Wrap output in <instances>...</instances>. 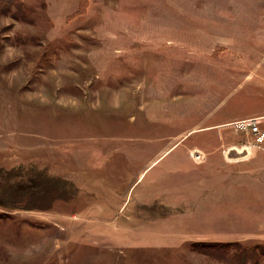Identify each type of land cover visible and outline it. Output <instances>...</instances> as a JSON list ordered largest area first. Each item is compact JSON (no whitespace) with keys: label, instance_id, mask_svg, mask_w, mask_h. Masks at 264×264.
Listing matches in <instances>:
<instances>
[{"label":"rangeland","instance_id":"obj_1","mask_svg":"<svg viewBox=\"0 0 264 264\" xmlns=\"http://www.w3.org/2000/svg\"><path fill=\"white\" fill-rule=\"evenodd\" d=\"M249 116L264 0H15L0 166L68 183L46 209L0 207V264H233L201 241L264 245V150L236 156L254 136L231 124Z\"/></svg>","mask_w":264,"mask_h":264},{"label":"trees","instance_id":"obj_2","mask_svg":"<svg viewBox=\"0 0 264 264\" xmlns=\"http://www.w3.org/2000/svg\"><path fill=\"white\" fill-rule=\"evenodd\" d=\"M14 1L0 0V13L7 12ZM64 181L60 177L46 176L44 171L36 170L33 166L27 168L0 166V207L22 210L46 209L56 198L66 196L62 185L68 182ZM201 243L209 255L216 252H219L218 254L232 253L233 264H247L249 256L254 259L257 248L264 253V245L245 248L238 242H209L208 244L201 241ZM201 243L196 244L201 245Z\"/></svg>","mask_w":264,"mask_h":264},{"label":"built area","instance_id":"obj_3","mask_svg":"<svg viewBox=\"0 0 264 264\" xmlns=\"http://www.w3.org/2000/svg\"><path fill=\"white\" fill-rule=\"evenodd\" d=\"M264 116H249L231 123L234 128L254 136V145L264 147Z\"/></svg>","mask_w":264,"mask_h":264},{"label":"crops","instance_id":"obj_4","mask_svg":"<svg viewBox=\"0 0 264 264\" xmlns=\"http://www.w3.org/2000/svg\"><path fill=\"white\" fill-rule=\"evenodd\" d=\"M263 127H264V123H263ZM251 141V140H250ZM239 149H242L243 151L245 150V149H247V151H249V149H250V155L249 156H247L246 158L247 159H250V158H252V159H256V157L257 158H259V159H261L263 156L262 155H259L258 153L260 152V151H262V150H264V149H262L260 146H256V145H254V144H246V145H244L242 148L241 147H239L238 148V150ZM259 151V152H258ZM258 152V153H257ZM166 154V153H165ZM165 154H163V155H161V156H159L157 159H155L154 160V162L155 161H157V160H159L161 157H163ZM243 159V158H242ZM259 170H260V172H257L258 173V175L260 176L261 174H263L264 173V169H260V168H258ZM144 195L143 194H139V197L141 198V197H143ZM155 203H152L151 205H154Z\"/></svg>","mask_w":264,"mask_h":264},{"label":"water","instance_id":"obj_5","mask_svg":"<svg viewBox=\"0 0 264 264\" xmlns=\"http://www.w3.org/2000/svg\"><path fill=\"white\" fill-rule=\"evenodd\" d=\"M236 156H242L248 153L247 149H245L243 152H239L238 150H235Z\"/></svg>","mask_w":264,"mask_h":264},{"label":"bare ground","instance_id":"obj_6","mask_svg":"<svg viewBox=\"0 0 264 264\" xmlns=\"http://www.w3.org/2000/svg\"><path fill=\"white\" fill-rule=\"evenodd\" d=\"M242 150V149H241ZM239 151V150H238ZM243 151V150H242ZM246 155H248V154H246Z\"/></svg>","mask_w":264,"mask_h":264}]
</instances>
